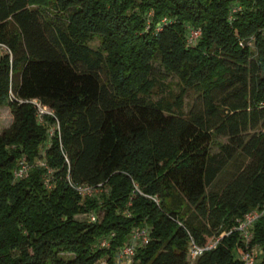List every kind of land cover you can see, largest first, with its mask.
Returning a JSON list of instances; mask_svg holds the SVG:
<instances>
[{"label": "trees", "instance_id": "trees-1", "mask_svg": "<svg viewBox=\"0 0 264 264\" xmlns=\"http://www.w3.org/2000/svg\"><path fill=\"white\" fill-rule=\"evenodd\" d=\"M153 62L181 83L171 103L147 96ZM0 107V264H111L143 228L138 264H264V213L248 243L233 230L264 206V0H0ZM191 239L214 245L191 262Z\"/></svg>", "mask_w": 264, "mask_h": 264}, {"label": "rangeland", "instance_id": "rangeland-1", "mask_svg": "<svg viewBox=\"0 0 264 264\" xmlns=\"http://www.w3.org/2000/svg\"><path fill=\"white\" fill-rule=\"evenodd\" d=\"M189 44V41H188ZM89 46L93 49L100 48V42L97 38H92L89 41ZM2 50H5L4 47H2ZM154 68V79L151 80L148 88H147V96L155 103H165V102H173L174 99L180 95L181 92V83L179 82L178 78L174 76L171 73H168L165 71V69L159 64V62H153L152 63ZM191 109H194L195 111H201L202 110V100L200 97V94L193 89H189L187 91L186 96L183 98V112L186 114ZM42 112H50L47 108H40ZM12 123V116L9 112V109L7 107H0V133L7 129ZM42 123V122H41ZM56 127L52 126L48 134L49 136H52L54 133ZM227 139L223 137L217 136L214 138L213 143L211 145L210 152L212 154H218L220 151V144H227ZM247 161L244 160L242 156H237L235 153L233 159L230 161H227L225 163V167L221 170L219 176L217 177L215 183L208 189L209 190H218L220 189L228 180L232 178V174L236 171L239 165H243ZM30 167H27V171L23 177L27 175L28 170ZM99 191H94V195H96ZM86 216L79 215L77 216V220L83 221L85 220ZM237 222V221H236ZM222 234H225L224 232ZM213 244V241L210 245ZM137 250V249H136ZM137 252V251H136ZM114 257V255H113ZM113 257H112V263L113 264ZM136 254L132 257L131 260H127L124 264H138V261L135 259ZM72 257L67 255H64V259H71ZM96 264H108L106 258H102L99 261H97Z\"/></svg>", "mask_w": 264, "mask_h": 264}, {"label": "built area", "instance_id": "built-area-1", "mask_svg": "<svg viewBox=\"0 0 264 264\" xmlns=\"http://www.w3.org/2000/svg\"><path fill=\"white\" fill-rule=\"evenodd\" d=\"M239 9V8H237ZM234 11V10H233ZM200 35L199 31L190 30V38L189 43H193ZM38 107V116L41 117L42 114H46L48 112H42L40 110L39 104L35 103ZM28 165L25 163L24 159H22L18 163V167L14 170L13 176L15 180L23 178L27 171ZM76 190L80 193L82 197H91L94 195V190L87 186H78ZM155 202L157 199L152 198ZM264 213V206L261 209L252 210L247 213L242 219L237 220V226L234 227L233 230L241 233L242 238L245 243H248L251 238L250 228L257 221V219ZM92 222H96V217L94 215L89 216ZM149 229H134L132 233L129 235L128 240L124 246L119 248L113 257V264H124L127 260H131L132 257L136 254V249L138 247H142L149 242ZM209 245L206 248L198 247L194 241L191 239L188 244V258L191 262H193L198 256L202 254V252L206 249H210L213 247ZM108 246L107 239H103L100 243V247L104 248ZM259 251L256 248H246L244 252L240 255V260L242 264H256L257 256Z\"/></svg>", "mask_w": 264, "mask_h": 264}]
</instances>
